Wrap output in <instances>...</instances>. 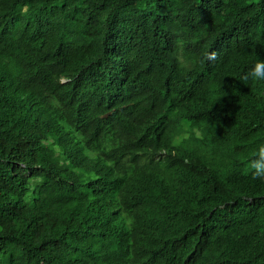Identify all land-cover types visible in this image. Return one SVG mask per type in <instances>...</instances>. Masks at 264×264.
<instances>
[{"label": "trees", "instance_id": "1", "mask_svg": "<svg viewBox=\"0 0 264 264\" xmlns=\"http://www.w3.org/2000/svg\"><path fill=\"white\" fill-rule=\"evenodd\" d=\"M258 59L264 0H0V264H264Z\"/></svg>", "mask_w": 264, "mask_h": 264}, {"label": "clouds", "instance_id": "2", "mask_svg": "<svg viewBox=\"0 0 264 264\" xmlns=\"http://www.w3.org/2000/svg\"><path fill=\"white\" fill-rule=\"evenodd\" d=\"M209 61H216L218 53L209 52L206 54ZM244 81L251 80L256 84H264V60H256L249 71L242 78ZM258 95L264 96V91L258 92ZM215 99V96H212ZM252 159L248 162V168L254 179L264 181V143L258 145L257 149L252 153Z\"/></svg>", "mask_w": 264, "mask_h": 264}, {"label": "bare ground", "instance_id": "3", "mask_svg": "<svg viewBox=\"0 0 264 264\" xmlns=\"http://www.w3.org/2000/svg\"><path fill=\"white\" fill-rule=\"evenodd\" d=\"M48 71V70H47ZM51 72V71H50ZM32 80V79H31ZM28 81V80H27ZM205 81V80H204ZM83 99V98H82ZM80 101V100H79ZM35 115H36V113H35ZM41 115V114H40ZM34 121V120H33ZM38 123V122H37ZM31 133V132H30ZM39 139V138H38ZM36 141V140H35ZM39 143V142H38ZM34 211V210H33ZM100 244V243H99ZM104 255V254H103ZM105 256V255H104ZM88 260V259H87ZM90 260V259H89ZM92 261H93V258H92ZM95 261H97V260H95ZM100 263V262H99ZM106 263H107V261H106ZM91 264V263H90ZM97 264V263H96Z\"/></svg>", "mask_w": 264, "mask_h": 264}]
</instances>
